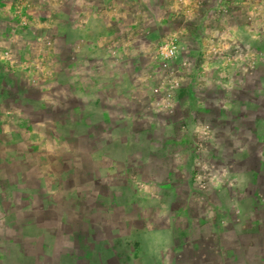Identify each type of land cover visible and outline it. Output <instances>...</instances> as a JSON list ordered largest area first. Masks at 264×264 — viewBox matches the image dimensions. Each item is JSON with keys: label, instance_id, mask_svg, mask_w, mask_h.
I'll return each mask as SVG.
<instances>
[{"label": "rangeland", "instance_id": "rangeland-1", "mask_svg": "<svg viewBox=\"0 0 264 264\" xmlns=\"http://www.w3.org/2000/svg\"><path fill=\"white\" fill-rule=\"evenodd\" d=\"M0 264H264V0H0Z\"/></svg>", "mask_w": 264, "mask_h": 264}, {"label": "built area", "instance_id": "built-area-1", "mask_svg": "<svg viewBox=\"0 0 264 264\" xmlns=\"http://www.w3.org/2000/svg\"><path fill=\"white\" fill-rule=\"evenodd\" d=\"M222 13H225V9H221ZM214 48V47H213ZM182 45L175 38L163 42L156 48V57L158 61L159 68L164 72V81L167 90L161 95V97L154 99L153 106L156 109L165 110L172 113L179 104V97L176 93L181 86V78L178 77L175 71V63L179 64L181 69L190 68V63L188 60L180 59L179 54L181 53ZM223 61V59H219ZM250 66V65H249ZM240 70L246 71L248 67L245 64H241ZM211 129L212 125L208 121H204L200 126L197 127V139L194 143V146L197 150L203 148L204 142L211 140ZM194 165L200 169V173L193 174V180L201 182L206 179L204 172L209 174V169L203 164V161L200 158L194 160ZM232 164H227L224 167V171H227L232 168Z\"/></svg>", "mask_w": 264, "mask_h": 264}, {"label": "crops", "instance_id": "crops-1", "mask_svg": "<svg viewBox=\"0 0 264 264\" xmlns=\"http://www.w3.org/2000/svg\"><path fill=\"white\" fill-rule=\"evenodd\" d=\"M197 100H198V102H197V103H202V102H201V99H197ZM202 113L204 114V112H203V111H202ZM216 117H217V116H216ZM219 119H221V118H218V120H219Z\"/></svg>", "mask_w": 264, "mask_h": 264}]
</instances>
